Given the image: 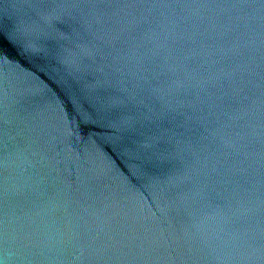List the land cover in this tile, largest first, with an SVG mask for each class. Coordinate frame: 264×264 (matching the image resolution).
<instances>
[{"label": "water", "instance_id": "water-1", "mask_svg": "<svg viewBox=\"0 0 264 264\" xmlns=\"http://www.w3.org/2000/svg\"><path fill=\"white\" fill-rule=\"evenodd\" d=\"M0 264H264V0H0Z\"/></svg>", "mask_w": 264, "mask_h": 264}]
</instances>
